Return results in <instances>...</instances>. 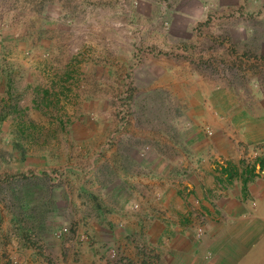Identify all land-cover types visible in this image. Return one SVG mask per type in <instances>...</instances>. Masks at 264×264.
Returning <instances> with one entry per match:
<instances>
[{
  "label": "rangeland",
  "instance_id": "374dc122",
  "mask_svg": "<svg viewBox=\"0 0 264 264\" xmlns=\"http://www.w3.org/2000/svg\"><path fill=\"white\" fill-rule=\"evenodd\" d=\"M191 1L0 0V264L177 260L184 225L159 189L182 185L180 64L203 90L264 93V0H196L185 35ZM244 157L246 183L264 146Z\"/></svg>",
  "mask_w": 264,
  "mask_h": 264
},
{
  "label": "crops",
  "instance_id": "0c3cea01",
  "mask_svg": "<svg viewBox=\"0 0 264 264\" xmlns=\"http://www.w3.org/2000/svg\"><path fill=\"white\" fill-rule=\"evenodd\" d=\"M197 4L192 0L181 9V31L185 35L190 18L200 12ZM183 64L181 83L185 89L178 96L186 97L189 104H181L186 117H181L177 137L184 152L182 185L181 190L172 186L159 189L165 217L171 221L181 218L184 225L181 250L171 257L177 259L172 264H239L253 250L264 248V172L255 169L261 176L241 182L242 159L254 147L264 146V93L257 92L255 98L245 103L232 90H203L201 80L190 82L196 76ZM152 158L146 163L138 157L132 159L139 166L158 171L163 178L168 176L169 162L162 157ZM116 207L120 211L123 208L120 203ZM174 212L177 218L173 217ZM196 216H203L206 221L198 247L197 240L188 241L193 239L194 232V226L188 224L197 221ZM206 256L211 258L210 262L203 260ZM259 264H264V259Z\"/></svg>",
  "mask_w": 264,
  "mask_h": 264
},
{
  "label": "trees",
  "instance_id": "16d2710c",
  "mask_svg": "<svg viewBox=\"0 0 264 264\" xmlns=\"http://www.w3.org/2000/svg\"><path fill=\"white\" fill-rule=\"evenodd\" d=\"M264 157H263V159H258L257 160V164H258V166H259V169H264Z\"/></svg>",
  "mask_w": 264,
  "mask_h": 264
}]
</instances>
